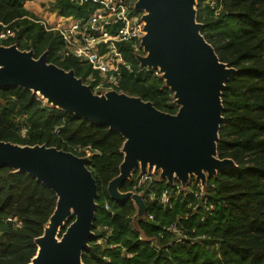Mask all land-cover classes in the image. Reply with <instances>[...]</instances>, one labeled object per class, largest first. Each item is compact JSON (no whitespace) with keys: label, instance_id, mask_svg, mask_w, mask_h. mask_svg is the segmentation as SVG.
<instances>
[{"label":"trees","instance_id":"1","mask_svg":"<svg viewBox=\"0 0 264 264\" xmlns=\"http://www.w3.org/2000/svg\"><path fill=\"white\" fill-rule=\"evenodd\" d=\"M28 1L33 0H0V20H16L20 28L19 48L29 47L36 58L48 51L49 62L85 79L90 67L60 57L59 34L29 19L35 15L26 7ZM51 7L76 16L86 10L69 0ZM197 20L220 60L235 69L222 92L217 148L220 158H231L235 165L208 177L204 190L194 176L185 187L177 179L173 184L156 181L157 195L168 190L169 202L146 196L142 218L135 219L134 200H114L108 192L125 156L126 139L119 131L48 104L31 89L0 88V140L72 152L77 145L91 144L98 150L88 161L97 181L98 209L94 236L82 254L85 264H264V0H198ZM125 50L132 71H124L120 90L177 113L165 79L156 69L141 66L128 45ZM131 188L132 180H126L120 190ZM57 201L55 191L37 177L0 165V264L32 262L36 239L44 234ZM174 222L188 238L177 241L166 229Z\"/></svg>","mask_w":264,"mask_h":264},{"label":"water","instance_id":"2","mask_svg":"<svg viewBox=\"0 0 264 264\" xmlns=\"http://www.w3.org/2000/svg\"><path fill=\"white\" fill-rule=\"evenodd\" d=\"M196 0H138L147 12L145 54L142 66L160 69L179 105L177 113L158 109L152 101L124 92L99 95L77 77L33 50L0 45V88L21 86L67 112L109 126L124 137L120 174L108 185L114 200L131 198L139 215L147 211L143 196L122 192L121 185L139 168L161 170V177L186 186L191 177L206 184L208 177L234 166L231 158L218 156L223 120L222 92L235 69L222 62L201 32ZM88 158L55 146L20 145L0 140V165L28 172L58 196L49 226L36 239L40 249L30 264H85L83 251L94 236L98 204L97 181ZM75 219L58 238L56 233Z\"/></svg>","mask_w":264,"mask_h":264},{"label":"built area","instance_id":"3","mask_svg":"<svg viewBox=\"0 0 264 264\" xmlns=\"http://www.w3.org/2000/svg\"><path fill=\"white\" fill-rule=\"evenodd\" d=\"M52 1V5L57 2V0ZM137 1L69 0L77 7L86 9L85 14L81 16L65 15L59 9H53L51 5L48 8L44 6L45 14L39 15L43 19L36 16L29 17V19L43 25L46 31L59 34L62 40L60 57L62 59L73 57L89 66L90 73L85 79L80 78L85 84L91 86L94 93L104 95L110 91L122 92L119 87L124 71H132V65L125 57V46H129L137 60L139 55H144L141 54V50L144 51L143 37L146 35V21L143 16L147 12L136 8ZM19 29L16 20H0V42L10 41V45H16L19 48L15 41ZM156 74L161 75L159 69H156ZM95 152L98 150L91 144L77 145L73 151L74 154L86 157L88 160ZM160 179H163L161 170L153 168L142 171L139 168L129 179L132 180V188L126 192L140 194L145 201L146 196H149L151 199L157 198L163 204H168L170 196L168 190H164L160 196L155 190L156 181ZM201 186L204 190L205 185L201 183ZM106 207L109 208V205L106 204ZM144 216L146 213L142 216L139 215L137 206L135 219ZM149 218L153 219V215H150ZM166 229L176 234L177 241L188 238V235L176 222L170 224Z\"/></svg>","mask_w":264,"mask_h":264},{"label":"rangeland","instance_id":"4","mask_svg":"<svg viewBox=\"0 0 264 264\" xmlns=\"http://www.w3.org/2000/svg\"><path fill=\"white\" fill-rule=\"evenodd\" d=\"M198 0H196V2H197ZM28 2H30V1H28ZM28 2H26V7L27 8H30L29 10L30 11H33V13H34V15L36 16V17H41L42 15H44L45 14V12H46V9L44 8V6H46L47 8L48 7H50L51 5H52V3H53V1L52 0H34V3H28ZM32 2V1H31ZM197 4V3H196ZM29 5V6H28ZM39 15H41V16H39ZM41 19H43V17H41ZM2 45V44H1ZM3 46H5V45H3ZM28 48L29 47H26L25 49H24V51H28ZM19 49H21V48H19ZM22 50V49H21ZM141 54H145V51H142L141 50ZM154 69V68H153ZM160 70V69H159ZM160 73H161V76H163V72L160 70ZM39 95H41L40 93H38ZM41 97H42V95H41ZM175 98V97H174ZM45 99V101L48 103V104H51V105H53L52 103H50L48 100H47V98H44ZM176 103V102H175ZM176 105H178L177 103H176ZM179 106V105H178ZM48 226H49V223L47 224V226H46V228H48ZM45 228V229H46ZM61 229L62 228H59L58 229V231H57V233H56V236L58 237V238H60V233H61Z\"/></svg>","mask_w":264,"mask_h":264},{"label":"crops","instance_id":"5","mask_svg":"<svg viewBox=\"0 0 264 264\" xmlns=\"http://www.w3.org/2000/svg\"><path fill=\"white\" fill-rule=\"evenodd\" d=\"M28 3H34V0H33L32 2L30 1V2H28ZM28 6H29V5H28ZM29 9H30V8H28V10H29Z\"/></svg>","mask_w":264,"mask_h":264},{"label":"bare ground","instance_id":"6","mask_svg":"<svg viewBox=\"0 0 264 264\" xmlns=\"http://www.w3.org/2000/svg\"><path fill=\"white\" fill-rule=\"evenodd\" d=\"M38 249H40V246L38 247ZM39 252V251H38ZM37 256V255H36Z\"/></svg>","mask_w":264,"mask_h":264}]
</instances>
